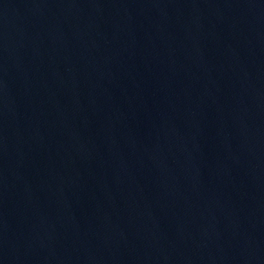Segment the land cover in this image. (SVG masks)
I'll return each instance as SVG.
<instances>
[{
  "label": "water",
  "instance_id": "1",
  "mask_svg": "<svg viewBox=\"0 0 264 264\" xmlns=\"http://www.w3.org/2000/svg\"><path fill=\"white\" fill-rule=\"evenodd\" d=\"M0 264H264V0H0Z\"/></svg>",
  "mask_w": 264,
  "mask_h": 264
}]
</instances>
